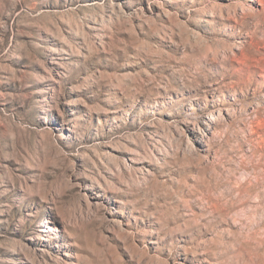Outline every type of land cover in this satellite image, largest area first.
<instances>
[{"label":"rangeland","instance_id":"374dc122","mask_svg":"<svg viewBox=\"0 0 264 264\" xmlns=\"http://www.w3.org/2000/svg\"><path fill=\"white\" fill-rule=\"evenodd\" d=\"M0 264H264V0H0Z\"/></svg>","mask_w":264,"mask_h":264}]
</instances>
